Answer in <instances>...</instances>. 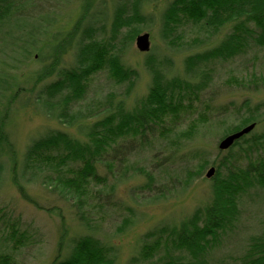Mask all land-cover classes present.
<instances>
[{
  "label": "trees",
  "instance_id": "16d2710c",
  "mask_svg": "<svg viewBox=\"0 0 264 264\" xmlns=\"http://www.w3.org/2000/svg\"><path fill=\"white\" fill-rule=\"evenodd\" d=\"M72 1L0 0V189L11 181L28 198L29 185L40 184L74 208L89 234L70 239L67 256L52 264H115L116 247L98 237L93 225L90 215L94 206L110 205L117 186L137 171L130 165L133 156L148 150L158 142V136L168 138L176 131L174 127L185 113L194 109L193 99L212 85L215 62L264 50V0H78L77 19L70 21L72 25H59V10ZM162 1L166 5L159 14L151 13L149 8ZM98 7L105 9L100 18ZM35 10L42 15L33 13ZM153 23L160 24L162 39L173 47L183 39L184 31L191 29L220 38L185 59L186 77L169 78L170 59L148 53L152 83L148 94L130 109L126 97L116 94L85 102L91 79L102 71H108L116 84H127V94L134 90L139 73L126 63L123 51L143 26ZM65 56L70 59L68 66L62 65ZM31 61L37 66L21 81L20 67ZM251 76L249 86L264 88V77ZM30 100L44 114L76 128L81 137L60 129L47 130L19 154L8 128L19 110L17 103L27 107ZM233 107L232 112L229 107L219 108L218 116L212 118L213 107L207 104L202 109L207 114H200L203 119L168 139L176 149L185 136L197 135L199 123L206 124V129L219 126L222 139L256 123L251 133L221 151L225 155L220 153L212 163L216 172L211 178V202L198 207L182 223H162L147 232L138 262L207 264L223 236L239 221L243 197L252 190L264 192V101L254 104L247 99ZM236 113L241 116L239 123L221 126L219 118ZM259 125H263L260 131ZM157 155L156 167L162 171L165 161L157 162ZM207 166L204 164L202 171ZM138 172L146 178L141 187L147 193L142 194L144 201H160L177 190L174 180L171 186L159 187L153 172ZM192 178L185 181L183 191ZM7 217L1 210L0 224L6 222L4 228L14 245H24L26 233L18 223H8ZM134 222L127 217L124 228ZM68 235L64 229L61 247L69 241ZM0 264L18 263L11 253L0 252ZM230 264H264V226Z\"/></svg>",
  "mask_w": 264,
  "mask_h": 264
},
{
  "label": "rangeland",
  "instance_id": "374dc122",
  "mask_svg": "<svg viewBox=\"0 0 264 264\" xmlns=\"http://www.w3.org/2000/svg\"><path fill=\"white\" fill-rule=\"evenodd\" d=\"M77 1L74 0L64 6L61 11L59 10L61 13V17L58 18L59 25L66 26L71 20L77 19L79 15ZM165 5L166 2L162 1L152 5L149 10L151 13L159 14ZM97 11L100 18L105 9L98 7ZM33 13L42 15L37 10ZM143 28L141 34L149 33L151 36V50L148 53L159 54L172 62L171 66H168L169 78L186 77L185 59L191 54L213 46L220 38L219 35L209 37L206 33H196L191 29L184 31L186 34L184 33L183 39L173 47L162 39L159 23L143 26ZM136 40L123 51L126 63L139 73L134 90L127 94V84H116L108 71H102L91 79L85 102L108 94H116L119 98L126 97V106L130 109L134 107L136 100L148 94L152 83V75L146 64L148 53L139 51ZM254 50L246 57H238L227 62L224 60L215 62L212 67L214 79L212 85L200 93L198 98L193 99L194 109L185 113L181 122L174 127L176 131L168 138L158 136V142L151 144L148 150L133 156L130 165L134 164L138 168L137 171L117 186L110 205L105 202L104 205L94 206L90 215L93 225L97 226L98 237L116 247L115 264H147L138 262L139 249L147 232L162 223L170 225L182 223L191 217L198 207H205L211 202L213 183L212 179L207 178V172L212 163L220 157V153L225 155L219 149V142L222 139L219 126L213 124L206 129V124L199 123L197 135L185 136L176 149L171 146L168 139L173 140V135L177 133L182 135L191 125H195L197 119L202 118L200 114H207L202 111L207 104L213 107L211 117L216 118L218 109L221 107H229L232 112L234 104L239 106L247 99L254 104L264 101L263 86L256 88L248 84V81L253 78L251 73H256L259 78L264 77V50ZM69 61V56H65L62 65L68 66ZM34 64L33 61L26 62L20 67L19 75L23 74L21 81L37 66ZM247 86L250 88H244ZM17 107L19 110L13 116L8 129L19 154L25 150L33 138L47 130L60 129L81 137L76 128L41 112L33 100H30L27 107H22L19 103ZM74 109L78 110L79 104L74 106ZM230 114L219 118L221 126H225V123L229 125L239 123L241 116L237 113ZM263 125L258 126V131L263 129ZM157 153L159 155L156 156V161H165L162 171H159L161 167H156L154 160ZM206 163L208 166L202 171ZM141 169L153 172L158 179L159 187L171 186L174 180L173 183L177 186L176 192L168 193L167 195H170L160 201L153 202L152 199L144 201L142 194L147 193H144L141 187L145 184L146 178L139 174L138 171ZM156 169L158 171L155 172ZM190 176H194V179L192 178V182L183 191V184ZM1 210L7 213L8 223H18V227L27 235L24 245H14L10 235L7 234L8 230L4 228L6 222L2 221L0 224V252L11 253L18 264H52L56 259H64L69 253L70 239L89 234L81 225L74 208L40 184L29 185L28 198H24L11 181H7L0 189ZM127 217H132L135 222L125 229ZM263 226L264 192L252 190L243 197L241 217L235 228L223 236L222 242L213 250L207 264L234 263L235 259L244 252L249 238L259 234ZM64 229L69 233V241L65 240L61 247Z\"/></svg>",
  "mask_w": 264,
  "mask_h": 264
},
{
  "label": "water",
  "instance_id": "95a60500",
  "mask_svg": "<svg viewBox=\"0 0 264 264\" xmlns=\"http://www.w3.org/2000/svg\"><path fill=\"white\" fill-rule=\"evenodd\" d=\"M136 43H137V48L139 49V51H141L143 53H148L151 50V36H150V34L149 33L140 34L137 37ZM255 128H256V123H253V124H250V125L242 128L241 130H239L237 132H234V133L224 137L219 142V149L221 151L229 150L235 144L236 141H238L244 135L251 133ZM215 172H216V168L211 167L209 169V171L207 172V178L211 179L215 175Z\"/></svg>",
  "mask_w": 264,
  "mask_h": 264
}]
</instances>
